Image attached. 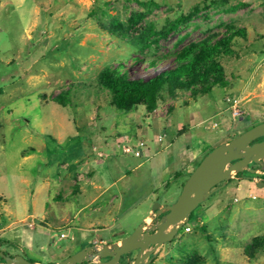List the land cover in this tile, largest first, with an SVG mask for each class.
<instances>
[{
	"label": "rangeland",
	"instance_id": "374dc122",
	"mask_svg": "<svg viewBox=\"0 0 264 264\" xmlns=\"http://www.w3.org/2000/svg\"><path fill=\"white\" fill-rule=\"evenodd\" d=\"M225 36L224 87L164 91L155 110L125 112L97 82L119 62L150 76L152 61L172 65L183 47ZM63 91L64 107L56 100ZM228 97L241 100V118ZM262 122L264 0H0V240L9 254L48 264L119 242L155 203L176 201L191 156L195 168L211 146ZM94 170L116 183L89 205L98 192L79 181ZM112 193L119 198L109 210ZM254 238L264 239V185L234 176L149 264H264V246L247 253Z\"/></svg>",
	"mask_w": 264,
	"mask_h": 264
},
{
	"label": "water",
	"instance_id": "95a60500",
	"mask_svg": "<svg viewBox=\"0 0 264 264\" xmlns=\"http://www.w3.org/2000/svg\"><path fill=\"white\" fill-rule=\"evenodd\" d=\"M264 122L245 130L228 142L221 143L208 152L190 172L175 202L155 203L149 223L144 219L131 234L119 242L98 245L93 243L63 260L48 264H122L121 259L135 252L128 264H149L165 243L174 239L189 221L190 214L218 188L224 186L237 173L264 174ZM256 164L258 169L250 168ZM254 180L258 185L264 182ZM0 250V264H36L21 255L7 256Z\"/></svg>",
	"mask_w": 264,
	"mask_h": 264
},
{
	"label": "trees",
	"instance_id": "16d2710c",
	"mask_svg": "<svg viewBox=\"0 0 264 264\" xmlns=\"http://www.w3.org/2000/svg\"><path fill=\"white\" fill-rule=\"evenodd\" d=\"M142 17L143 14H138L130 20V25L135 26L142 20ZM115 27L116 24L113 25V28ZM174 28L175 25L170 27L169 30ZM236 32L242 33L243 30L238 29ZM166 33L161 35L164 36ZM229 40L230 38L225 36L215 42L204 41L183 47L174 54L172 65L160 67L161 61H152L150 68L155 69V71L150 76H133L124 65L125 63L119 62L117 66L104 68L97 76V82L109 92L111 96L110 103L114 108L130 112L137 106L144 105L151 112L155 110L157 101L164 91L172 94L176 90H183L196 95L207 93L216 86H226L227 80L224 68L218 58L221 54L231 52L228 46ZM67 92L63 91L56 97L58 103L63 107L65 106V100H67ZM237 136H232L231 139ZM219 144L221 143L211 146L204 156ZM244 174H247V171L237 173L235 177H243ZM191 217L192 213L189 220ZM261 246H264V239L261 241L259 238H254L246 247L248 255H251V250H256Z\"/></svg>",
	"mask_w": 264,
	"mask_h": 264
},
{
	"label": "crops",
	"instance_id": "0c3cea01",
	"mask_svg": "<svg viewBox=\"0 0 264 264\" xmlns=\"http://www.w3.org/2000/svg\"><path fill=\"white\" fill-rule=\"evenodd\" d=\"M170 146V144L168 145V147ZM196 158V157H195ZM195 158H192V156H191V158H190V160L188 161V163L186 164V168H185V174L187 175H189L190 174V172L194 169V166L192 165V163H193V161L195 160ZM95 165H100V162H98V161H96L95 160ZM94 169H95V166H94ZM98 173H100V172H98ZM100 174H102V173H100ZM102 177V176H101ZM103 179H104V177H102ZM96 179L98 180V181H96ZM80 183L81 182H84L85 183V186L87 187V191H97L98 193L96 194H94L93 195V197L91 198V200H90V202H89V205L90 204H92V203H94V202H96L97 200H99L102 196H104V194L105 193H107L108 191H110L111 189H113L114 188V186H115V183H116V181H108L107 182V180H105L104 182H101V181H99V176H97V175H95V170H94V173H93V176L92 177H90L88 180H86V181H84V179L83 180H80L79 181ZM87 191H85V190H82V191H80V192H78L79 194H82V193H84V192H87ZM119 193H122V190H120L119 191ZM126 194V193H125ZM118 198H119V194H110V196H109V198H108V208H109V210H111V208H113L114 207V205H115V203H117L116 201L118 200ZM99 208V207H98ZM150 213H151V211L148 213V215H146L145 216V218L144 219H147V218H149V216H150ZM41 223L43 224V225H45L46 224V220H43V221H41ZM86 225V227L87 228H92V225H93V223L92 222H88V223H86L85 224ZM30 228H33V226H30ZM118 231H123L122 230V228H120V227H118ZM61 235H63L62 237H61ZM123 237H126V233H125V235L123 236ZM122 237V238H123ZM59 238H65V234L64 233H60V237ZM31 239V238H30ZM95 243H97V242H95ZM100 243H103V244H107V242H98L97 244H100ZM24 244H26V245H28V246H30V240L29 241H25V243ZM77 252V251H76ZM71 254H73V253H71ZM50 255H52L51 257L53 258V259H55L56 258V253L54 254V253H51ZM70 255V254H69ZM69 255H67V256H69ZM66 256V257H67ZM66 257H64V258H66ZM63 258V259H64ZM60 260H62V259H59V260H55V261H60ZM37 264H40V263H37Z\"/></svg>",
	"mask_w": 264,
	"mask_h": 264
},
{
	"label": "built area",
	"instance_id": "2783aa9c",
	"mask_svg": "<svg viewBox=\"0 0 264 264\" xmlns=\"http://www.w3.org/2000/svg\"><path fill=\"white\" fill-rule=\"evenodd\" d=\"M227 105H228V109L230 111V113L232 114L233 117L235 118H241L244 114V110L242 107V103L241 100L237 97H228L227 98ZM159 141H162V138H159ZM125 152L127 153H131L133 152V148L132 147H125ZM31 226V225H30ZM188 230V229H186ZM63 235H61L62 237Z\"/></svg>",
	"mask_w": 264,
	"mask_h": 264
},
{
	"label": "flooded vegetation",
	"instance_id": "af4514ba",
	"mask_svg": "<svg viewBox=\"0 0 264 264\" xmlns=\"http://www.w3.org/2000/svg\"><path fill=\"white\" fill-rule=\"evenodd\" d=\"M262 140H264V138H260V139H258V140H256V142H258V141H262ZM252 165V168L253 169H258L259 168V166L258 165H256V164H250L249 165V167ZM251 168V167H250ZM256 176H257V174H244V178H247V179H250V178H256ZM260 177H263V176H260ZM259 177V178H260ZM254 181V180H253ZM6 242H3V241H1L0 240V250L1 249H3V250H5L4 251V253H5V255H7V256H14V255H17V254H9V252L7 251V248L4 246V244H5ZM134 257H135V252H134V255H133ZM132 256V253H130L129 255H127V256H125V257H123L122 259H121V263L122 264H128V262L129 261H132L133 259H134V257ZM65 259V258H64ZM63 260V259H62ZM0 261H2L1 259H0ZM30 261H32V260H30ZM32 262H35L36 263V261H32ZM84 264H97V263H92V262H89V263H84Z\"/></svg>",
	"mask_w": 264,
	"mask_h": 264
}]
</instances>
